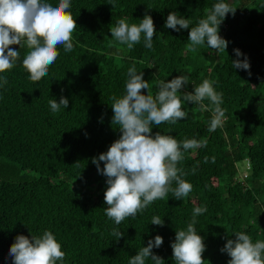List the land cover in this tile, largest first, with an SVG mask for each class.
I'll use <instances>...</instances> for the list:
<instances>
[{"label":"trees","instance_id":"obj_1","mask_svg":"<svg viewBox=\"0 0 264 264\" xmlns=\"http://www.w3.org/2000/svg\"><path fill=\"white\" fill-rule=\"evenodd\" d=\"M49 2L56 5L59 0ZM217 2L115 0L113 8L109 0H71L78 25L74 49L66 53L58 46V59L38 82H32L23 67L26 43L10 46L20 57L12 70L0 73L8 79L0 87V160L38 177L15 182L5 177L3 162L0 166V264H13L9 249L18 235L31 239L45 230L61 243L63 264H129L156 235L163 237V244L153 253L165 264H175L171 243L176 230H186L197 206L207 207L195 225L206 245L205 264H228L231 257L221 249L236 238L235 232H245L253 242L264 241V0H224L236 8L220 26L219 34L228 41L226 50L216 53L205 44L189 51L191 27ZM146 12L156 30L152 49L144 47L143 35L132 50L111 37L110 28L120 18L138 24ZM170 12L189 18V29L166 28ZM117 47L123 50L116 53ZM234 49L243 55L237 57ZM245 56L250 69L233 68L232 61ZM133 62L153 95L159 81L179 75L189 76L182 93L193 92L204 79L214 81L216 91L223 93L226 119L210 131L214 106L205 99L202 105L185 102L188 118L176 124H153V135L159 131L178 141L206 140V147L187 150L178 164L193 190L182 200L169 193L136 218L116 225L105 215L107 177L98 173L92 158L121 135L118 125H112L111 98L125 93ZM142 91L147 94V89ZM61 96L69 105L53 113L48 102H59ZM242 160L248 168H239ZM153 216L164 225L152 224ZM114 228L124 233L118 241L111 235ZM146 264L154 262L149 259Z\"/></svg>","mask_w":264,"mask_h":264},{"label":"clouds","instance_id":"obj_2","mask_svg":"<svg viewBox=\"0 0 264 264\" xmlns=\"http://www.w3.org/2000/svg\"><path fill=\"white\" fill-rule=\"evenodd\" d=\"M115 7V0L109 3ZM151 9L150 7H148ZM71 9V0H59L53 5L49 0H0V73L10 71L15 67L20 57L19 51L11 45L24 46L28 52L23 59V67L29 73L32 82H38L48 75L50 67L58 59V46L63 45L66 53L74 49L73 33L78 27ZM236 8L224 0L215 3L206 18L191 27L188 35L187 48L196 52L198 46L205 45L216 53L224 52L228 41L223 38L220 26L227 14H235ZM140 22L129 24L126 18H120L116 26L110 28L111 37L119 45H126L132 50L139 44L143 35L144 47L152 49L156 34L152 16L147 12ZM190 19L170 12L165 27L179 32L189 29ZM179 26V27H177ZM123 49L117 47L116 53ZM237 57L243 54L234 49ZM113 53V54H116ZM233 68L249 70L250 63L245 56L243 60L232 61ZM153 66H150L151 68ZM249 75L251 72L249 71ZM128 79L125 82V93L112 99V125H118L121 133L104 153L98 158L93 157L92 163L97 166L99 174L107 177V188L104 192V202L107 205L105 215L120 225L125 219L136 218L156 200L164 199L169 193L176 200L189 196L193 185L184 179L187 173L178 164L184 160V152L189 149L206 147L207 142L197 139L178 141L172 135H164L157 131L152 133V125L159 127L163 123L176 124L188 118L185 102L201 104L207 99L213 107L214 117L210 123V131H214L226 119L223 93L217 92L214 81L204 79L199 85H194L193 92H181L189 83L188 75H179L170 81H159L157 92L153 95L143 71L137 72L135 62L128 68ZM8 84L6 76L0 75V87ZM147 89V94L142 90ZM53 113L61 107L69 105L67 98L61 96L49 100ZM104 167H100V162ZM208 162V157H205ZM215 162V158H212ZM195 174V168L192 170ZM173 184L176 186L173 187ZM207 211L206 206H197L192 213V220L186 230H176L175 240L171 243L175 264H205L203 253L206 251L204 238L198 234L195 225L196 217ZM151 223L163 226L164 221L159 216H153ZM111 235L118 241L124 235L114 228ZM235 239H228L221 252H226L231 259L228 264H264V241L256 240L245 232H235ZM163 244V237L156 235L150 239L146 247H141L132 256L129 264H146L151 260L154 264H165L163 258L153 253V248ZM9 256L13 264H63L66 253L55 235L45 230L42 235H18L10 246Z\"/></svg>","mask_w":264,"mask_h":264},{"label":"rangeland","instance_id":"obj_3","mask_svg":"<svg viewBox=\"0 0 264 264\" xmlns=\"http://www.w3.org/2000/svg\"><path fill=\"white\" fill-rule=\"evenodd\" d=\"M2 162H3L2 172H4L5 177L9 180H13L15 182L24 181V180L28 181V180H34L38 177L37 173H34L32 171L29 170L23 171L20 170L19 168H13L11 165L9 166L6 160L5 161L0 160V166L2 165ZM244 165L246 166L245 161L243 160L238 164L239 168L244 167Z\"/></svg>","mask_w":264,"mask_h":264},{"label":"built area","instance_id":"obj_4","mask_svg":"<svg viewBox=\"0 0 264 264\" xmlns=\"http://www.w3.org/2000/svg\"><path fill=\"white\" fill-rule=\"evenodd\" d=\"M246 166H247V168H248V163H246ZM243 174V173H242ZM246 175V173H244L242 176L244 177Z\"/></svg>","mask_w":264,"mask_h":264}]
</instances>
